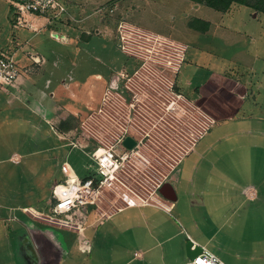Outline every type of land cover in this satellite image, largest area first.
Listing matches in <instances>:
<instances>
[{
  "label": "crops",
  "instance_id": "obj_1",
  "mask_svg": "<svg viewBox=\"0 0 264 264\" xmlns=\"http://www.w3.org/2000/svg\"><path fill=\"white\" fill-rule=\"evenodd\" d=\"M107 1L68 0L70 23L49 22L43 16L28 15L29 23L17 28L15 35L20 45L17 60L21 74L11 89L19 94L20 98L15 99L19 104L29 106L30 112L45 122L56 120L63 125L71 124L77 117L74 113L77 108L65 99L78 98L81 81H75L73 86L69 81L72 77L63 75L62 59L57 58L63 53L50 46L37 49L35 39L48 30L51 38L63 44L79 45L82 40L88 41L93 33L116 40L114 27L109 24L118 13L110 15L105 10ZM179 1L182 4L183 0L169 3L179 6ZM186 1L193 10V17L201 20L193 27L188 24L187 28L194 30L197 41L206 42L202 48L220 65L208 68V75L197 84L179 77L183 85L199 87L208 105L210 124L180 160L174 177L168 181L175 200L157 194L145 202L135 196L119 206L112 197L114 208L106 210L101 219L92 212L82 232L47 219L52 214L40 211L36 207L38 203L23 205L21 210L11 204L6 210H0V264H22L25 259L31 260V264H186L189 258L185 244L189 238L217 254L225 264H264V196L258 187L264 180V97L262 88L256 89L251 78L259 71L255 60L260 54L248 47L252 42L261 43L263 34L258 29H246L240 23L237 27L224 22L225 13L205 3ZM116 2L118 11L119 5L133 10L135 18L131 22L149 29L144 17L154 15L155 0ZM205 6L216 12L212 14ZM244 6L249 7L238 5L235 8ZM245 22L247 26L249 23ZM235 46L239 51L232 53L231 59L228 48L236 49ZM52 54L56 56V70H61L53 75L62 74L55 82L47 83L50 89L47 92L41 86L44 80L41 82L40 77L42 71L52 65ZM228 59L241 70L228 71L225 66ZM34 63L40 66L35 69ZM113 74L115 72L110 76ZM96 77L102 76L97 73ZM52 198L53 191L49 201H54ZM8 222L15 224L9 231ZM65 232L78 235L79 247H82L79 239L88 242L89 250L83 258L72 254L73 247Z\"/></svg>",
  "mask_w": 264,
  "mask_h": 264
},
{
  "label": "rangeland",
  "instance_id": "obj_2",
  "mask_svg": "<svg viewBox=\"0 0 264 264\" xmlns=\"http://www.w3.org/2000/svg\"><path fill=\"white\" fill-rule=\"evenodd\" d=\"M116 1H107L105 10L110 15L111 12L118 13L112 16L114 19L109 24L114 27L117 41L93 33L88 41L82 40L79 45L73 42L71 45L63 44L51 38L48 30L35 39L37 49L50 46L58 49L56 52L63 53L62 57L57 58L62 59L60 65L63 75L72 77L69 81H72L73 86L75 81H81V90L77 89L78 98L65 99L77 108L74 112L77 117L71 124L66 122L63 125L62 121L56 120L45 122L32 114L29 106L15 100L20 97L11 89L12 85L0 87V210H6L11 204L21 210L23 205L38 203L37 206L34 205L40 211L52 214L50 207L53 201L49 199L54 184L66 178L62 170L63 161L68 160L76 173L85 177L96 169L90 158L91 151L98 146L115 150L126 134L134 135L138 139V145L134 150L127 151V158L118 157L120 166L114 172L116 178L110 185H104V194L109 198L114 197L119 206L130 202L137 194L157 195L156 187L171 181L180 160L190 152L196 140L209 126L208 105L201 97L199 87L185 86L179 81L181 77V80L197 84L198 80L208 75V68L220 65L213 61V55L202 48L206 46V42L197 41L194 30L187 28L195 19L188 1L183 0L182 4L179 1L178 6L174 1L169 3L171 0H155L154 15L144 17L149 29L140 28L131 22L135 18L133 10L119 5L118 11ZM67 5L69 6L68 2ZM10 6L9 0H0V48L10 46L18 54L20 45L17 44L15 33L17 28L26 26L29 20L27 18L22 25L16 27L15 13L12 8L9 9ZM112 8L116 9L111 11ZM204 8L212 14L216 12L211 7ZM129 14L131 17H128ZM62 20L56 22L70 23ZM223 21L234 23L237 27V23H240L246 29L253 28L262 32L261 43L252 42L248 47L253 51L258 50L260 54L255 60L259 71L252 74L251 78L256 89L262 88L264 97V12L244 6L225 13ZM245 21L249 23L247 26ZM120 22L131 27L127 35L138 43L136 57L127 55L119 47L122 44L119 41ZM145 32L152 34L151 40L144 36ZM238 48H228V57L233 59L232 53L238 52ZM180 49L185 50V54L181 70L177 73V65L182 57ZM54 59L56 56L52 54V65L46 67L40 77L41 82L44 80L41 86L47 92L50 90L47 83L50 80L55 82L62 74L53 75L54 72L61 71L56 70ZM231 59L226 60L225 64L228 71L241 70L237 64L230 62ZM39 66L33 64L35 69ZM112 72H115L113 77L110 76ZM97 73L102 77L97 78ZM236 75L239 76V72ZM109 76L108 87L115 85L125 99L110 94L107 99L101 100ZM126 86L131 89L128 91ZM68 137L81 146L82 143L88 144L85 152L69 145ZM173 180L175 183V179ZM262 181L258 187L264 196V180ZM175 185L179 194V183ZM101 207V212L114 208L105 198ZM172 211L176 213L174 209ZM14 225L8 222L7 230ZM92 231L89 230V235ZM65 234L73 247L72 254L83 258L87 249L78 246V235L74 232ZM1 257L2 255L0 261ZM27 261L31 264V260ZM27 261L25 259L22 264H27Z\"/></svg>",
  "mask_w": 264,
  "mask_h": 264
},
{
  "label": "built area",
  "instance_id": "obj_3",
  "mask_svg": "<svg viewBox=\"0 0 264 264\" xmlns=\"http://www.w3.org/2000/svg\"><path fill=\"white\" fill-rule=\"evenodd\" d=\"M9 1L11 8L15 13L14 20H16L14 22L16 27L22 25L21 23L28 18V15L43 16L49 22H54L60 19H63L62 21L69 20L70 9L66 0ZM114 9L115 8H112L111 11H114ZM129 26L130 25L123 22H120L119 24V41L122 42L120 47L127 55L136 57L138 55L137 49H139V47H137L138 43L131 40V36L127 35V32L131 29ZM133 30L135 29L133 28ZM52 35L57 36L55 33H52ZM144 36L151 40L150 36H152V34L145 32ZM180 54L182 57L177 65V73L181 70L185 50L180 49ZM19 75V62L17 60L16 52L10 49V46L0 48V87L2 86L5 88L8 85H14ZM114 86L107 87L102 100L107 99V96L110 94L119 95V98L121 99L126 98L124 94L119 92L118 88ZM126 87L128 91L131 89L129 86ZM178 94L181 96V93ZM127 136H132L136 140V143L132 148H128L124 144V139ZM67 139H69V145L72 144L73 147H78L85 152V148L88 144L81 142V146V144H76L71 137H68ZM117 145L118 147L115 150H108L105 146H98L92 150L90 158L94 161L96 169L85 177H80L69 161L63 162L62 169L66 178L64 181L57 182L53 187V213L52 215L47 216V219L73 228L78 232H82L88 224V218L92 212L98 215L99 219L107 213V211L101 212V203L104 198L105 200L108 199L112 206L115 205V203H113L110 198L104 194L103 187L105 184L110 185L113 182V179L116 178L114 172L120 166L118 163V157H121L122 159L127 158V151H132L137 147L138 139L132 134H126ZM162 185L163 184H159L156 187V191H158L157 194L160 193L159 189ZM153 195L154 194L141 196L137 194L136 197H139L142 201L147 202L153 197ZM79 242L82 247L89 250V244L86 240L79 239ZM186 264H225V262L210 249L202 246V251L194 258L189 259Z\"/></svg>",
  "mask_w": 264,
  "mask_h": 264
},
{
  "label": "trees",
  "instance_id": "obj_4",
  "mask_svg": "<svg viewBox=\"0 0 264 264\" xmlns=\"http://www.w3.org/2000/svg\"><path fill=\"white\" fill-rule=\"evenodd\" d=\"M195 2L205 3L213 8H216L223 13L231 12L238 5H247L253 10L264 12V0H193ZM195 20V21H194ZM201 21L200 19H193L190 22L191 26H195L196 22ZM206 24V22H205Z\"/></svg>",
  "mask_w": 264,
  "mask_h": 264
},
{
  "label": "water",
  "instance_id": "obj_5",
  "mask_svg": "<svg viewBox=\"0 0 264 264\" xmlns=\"http://www.w3.org/2000/svg\"><path fill=\"white\" fill-rule=\"evenodd\" d=\"M135 143H136V140L132 136H127L124 139V144L128 148H132L135 145ZM171 189H172V184L170 182H165L160 187L159 191L163 196H165L169 200L174 201L175 195L172 193ZM185 250H186L187 257L189 259H192L202 251V246L199 244H194V241L189 238L185 244Z\"/></svg>",
  "mask_w": 264,
  "mask_h": 264
}]
</instances>
